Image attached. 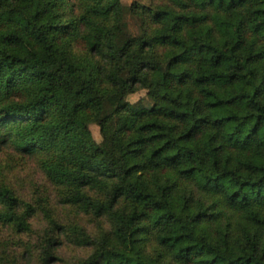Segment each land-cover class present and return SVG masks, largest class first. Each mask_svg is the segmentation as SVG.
<instances>
[{
  "label": "trees",
  "instance_id": "trees-1",
  "mask_svg": "<svg viewBox=\"0 0 264 264\" xmlns=\"http://www.w3.org/2000/svg\"><path fill=\"white\" fill-rule=\"evenodd\" d=\"M128 11L144 29L119 45ZM140 89L150 107L128 101ZM7 147L112 220L78 264H264V0H0ZM0 204V224L30 229L4 181ZM63 230L43 232L45 264Z\"/></svg>",
  "mask_w": 264,
  "mask_h": 264
},
{
  "label": "rangeland",
  "instance_id": "rangeland-1",
  "mask_svg": "<svg viewBox=\"0 0 264 264\" xmlns=\"http://www.w3.org/2000/svg\"><path fill=\"white\" fill-rule=\"evenodd\" d=\"M121 1L126 6L133 3L152 6L165 0ZM123 22L126 23L125 29L115 33L119 45L126 44L144 29L141 17L130 11L124 15ZM74 52L79 59L88 57V51L82 43L74 45ZM83 72L86 76L89 74L87 69H83ZM127 99L137 105H152L145 89L129 94ZM90 130L94 139L101 142L99 125L91 124ZM39 161L37 157H25L12 147L0 151V181L8 183L24 202L32 203L36 209L26 233H16L11 226L0 224V264H45L40 254V243L43 232L53 221L62 224L64 230L61 237L63 242L57 251L58 260L51 264H78L91 252L89 247L80 243L81 238L99 236L109 230L112 224L108 217H97L85 208L64 203L61 200L64 196L61 186L49 180ZM91 194L96 195L94 191ZM0 210H3L1 204Z\"/></svg>",
  "mask_w": 264,
  "mask_h": 264
}]
</instances>
